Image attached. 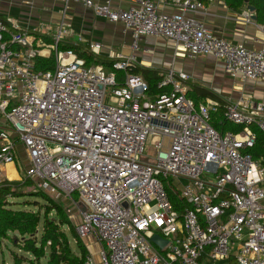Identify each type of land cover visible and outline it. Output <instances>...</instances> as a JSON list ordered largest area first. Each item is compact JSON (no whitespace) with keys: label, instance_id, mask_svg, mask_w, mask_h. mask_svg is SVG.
Wrapping results in <instances>:
<instances>
[{"label":"built area","instance_id":"1","mask_svg":"<svg viewBox=\"0 0 264 264\" xmlns=\"http://www.w3.org/2000/svg\"><path fill=\"white\" fill-rule=\"evenodd\" d=\"M54 1L63 13L80 4L120 23L132 53H109L108 69L87 65L58 48L63 22L45 44L37 29L0 18V179L11 181V163L18 180L75 211L77 233L98 243L100 264H264V154L250 151L253 127L264 134V100L195 102L189 74L173 68L159 73V91L149 98L147 82L132 71L141 38L164 37L190 58L221 60L233 81L264 85V48L216 35L200 17L202 0H129L126 7ZM253 24L264 34V21ZM100 48L89 43L95 54ZM52 51L53 69H36V57ZM217 116L241 128L220 132L212 124ZM146 144L152 154L144 155ZM168 187L185 206L173 205ZM83 264H94L92 256Z\"/></svg>","mask_w":264,"mask_h":264},{"label":"crops","instance_id":"2","mask_svg":"<svg viewBox=\"0 0 264 264\" xmlns=\"http://www.w3.org/2000/svg\"><path fill=\"white\" fill-rule=\"evenodd\" d=\"M94 1L102 2L103 0ZM128 2L129 0H112V5L126 7ZM203 3L205 13L200 17L216 35L241 43L248 48H264V34L253 24L263 22L264 13L258 15L251 2L244 0L242 5L236 8L230 7L225 0H205ZM60 9L62 4L54 0H0V18L16 22L21 29L30 32L37 29L35 33L52 40L57 26L63 22V28L67 34L63 36L62 43L76 44L87 52L93 53L89 50V43L99 42L101 48L98 54L107 58L111 52L125 56L132 53L130 33L123 32L120 23L110 22L104 17L95 15L91 9L80 4L69 5L67 11H71L72 14L68 17L65 15L67 11L63 13ZM166 9L171 10L169 7ZM245 11L250 12V22L246 21ZM134 55L137 66L154 70L158 74L168 68L186 71L190 76L188 81L190 87L198 85L221 97H223L219 93L221 91L227 94L239 92L238 85L230 82L240 81L225 80L226 75L223 72L221 60L210 55H197L190 58L180 45L167 38L143 36L139 42V49L134 52ZM92 64L96 63L88 65ZM207 82L211 86L206 85ZM255 82L260 84L263 94L259 95L255 91L251 93L255 97H261L264 95V85L259 81ZM18 156L20 162L24 163L26 156L21 146L18 148ZM1 255L0 249L2 261ZM11 255L12 253L10 254L12 258Z\"/></svg>","mask_w":264,"mask_h":264},{"label":"trees","instance_id":"3","mask_svg":"<svg viewBox=\"0 0 264 264\" xmlns=\"http://www.w3.org/2000/svg\"><path fill=\"white\" fill-rule=\"evenodd\" d=\"M205 1V0H203ZM230 7H239L242 5L244 0H225ZM251 2L257 11V14L264 13V2L263 0H248ZM36 36H41L38 33H34ZM44 43H51V38L41 36ZM59 49H72L78 56L84 58L86 64L96 63L106 67H110L113 60L106 56L89 53L80 46L71 43L58 44ZM55 64L54 52L52 51L48 58L36 57L35 67L40 70H51ZM133 72L140 73L144 80L147 82V96L153 98L159 91L156 87V83L160 76L158 72L150 70L148 68H142L136 66L132 68ZM121 76V72H119ZM188 96L194 99L195 102L205 97H216L211 91L204 87L191 85L188 92ZM213 126L221 131L230 129L234 132L239 131L240 125L226 122L222 117L217 116L212 120ZM257 140L251 152L255 158L264 154V134L258 131L255 127ZM26 182V181H25ZM17 183L16 181H3L0 185V240L5 239L9 236V232H14L12 237V243L20 250L29 253L32 257H35L37 261L35 264H41L39 258L46 257L47 264H83L84 258L88 255L86 248L81 244L80 240L76 237V244L79 249V254H73L67 235L62 230L63 226L69 228L70 233L75 236L76 234L70 227L69 220L64 212V206L62 202L52 200L45 193L35 190L31 195L41 198L44 200L43 212L40 214V210H24V209H12L10 202L6 199L7 193L11 192V186ZM27 183L31 181L27 180ZM167 194L170 201L176 208L185 206L186 203L179 197L178 191L167 188ZM54 212L52 217L48 214ZM13 264H21L23 261L30 260L33 258H26L23 255L17 254L13 250L12 252Z\"/></svg>","mask_w":264,"mask_h":264},{"label":"rangeland","instance_id":"4","mask_svg":"<svg viewBox=\"0 0 264 264\" xmlns=\"http://www.w3.org/2000/svg\"><path fill=\"white\" fill-rule=\"evenodd\" d=\"M54 9H55V7H54ZM61 10L62 9H60V11ZM71 14H72V12L69 10L65 13L66 17L70 16ZM224 78H225V80H229V78L227 76ZM230 83H235V85L237 84L239 87L238 88L239 92H237L235 94L234 93L233 94L232 93L227 94V92H223V91L219 92L220 95H222L223 97L230 98V99H236L240 96H244V97H247L248 99H250L251 101H255V102L264 100V95L261 97L260 96L255 97V95L251 93L252 91L253 92L255 91V93H258L259 95L263 94L262 93L263 92L262 87L260 86V84H257L255 81L254 82L253 81L230 82ZM206 85H210V83L207 82ZM152 153H153L152 149L150 148V146L148 144H146L145 149H144V155H148V154H152ZM3 181H7V180L1 178L0 179V185L2 184ZM11 181L12 182L16 181L17 183H15V184H13V186H11V190H10L11 192L7 193V195L5 196L6 199L10 202V207L12 209H15V210H18V209L37 210V209H39L40 214H42L43 206H44V200L31 195L32 192L35 191L33 184L27 183V180L11 179ZM58 202H60V201H58ZM65 207L66 206H64V212L66 213V216L69 220L70 227L72 226V230L76 234L75 236H73L70 233L69 228L67 226L62 227V230L67 235L69 246H70L72 253L77 254V255L79 254V249H78L77 244H76V237H77L80 240L81 244L84 246V248H86L88 255L92 256V258L94 260V264H100L99 259H98V249H99L98 243L90 235L85 236V237H81L77 233L76 226L79 223L80 218L76 214L75 211L68 214L67 211H65ZM53 215H54V212H50L48 214L49 217H52ZM14 234H15L14 232H9V236L7 238L0 240V249H1V254H2L1 255L2 261L0 259V264H13L12 258L10 257V254L12 253L13 250L15 252H17V254L23 255L26 258H33L32 259L33 263L35 261H37V259L35 257H32V255H30L29 253H26V252L20 250L19 248H17L16 246L13 245L11 240H12V237L14 236ZM46 260H47L46 257H42V258H39L38 261L41 264H47ZM29 263H30V260H27V261H23L21 264H29Z\"/></svg>","mask_w":264,"mask_h":264},{"label":"bare ground","instance_id":"5","mask_svg":"<svg viewBox=\"0 0 264 264\" xmlns=\"http://www.w3.org/2000/svg\"><path fill=\"white\" fill-rule=\"evenodd\" d=\"M6 175L9 179H17L18 174L11 163H8L5 167Z\"/></svg>","mask_w":264,"mask_h":264},{"label":"water","instance_id":"6","mask_svg":"<svg viewBox=\"0 0 264 264\" xmlns=\"http://www.w3.org/2000/svg\"><path fill=\"white\" fill-rule=\"evenodd\" d=\"M246 1H247V0H245V2H246ZM152 240H154L155 242H157V243L159 244V247H162V246L164 245V243H165V242H161V241H159V237L156 236V235L152 236Z\"/></svg>","mask_w":264,"mask_h":264}]
</instances>
